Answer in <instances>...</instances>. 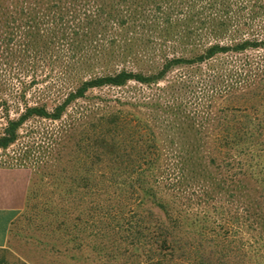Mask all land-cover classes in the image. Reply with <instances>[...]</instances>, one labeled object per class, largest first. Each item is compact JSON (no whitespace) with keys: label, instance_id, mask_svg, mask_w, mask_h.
<instances>
[{"label":"trees","instance_id":"1","mask_svg":"<svg viewBox=\"0 0 264 264\" xmlns=\"http://www.w3.org/2000/svg\"><path fill=\"white\" fill-rule=\"evenodd\" d=\"M260 48L264 0H0V150L8 154L0 169L24 173L25 180L29 174V236L46 217L52 256L85 264H264V72L240 92L249 100L245 109L224 107L212 130L213 111L200 122L181 99L191 87V65ZM176 68L184 69L181 76L161 86ZM53 75L60 83L52 90L62 100L30 104L28 92L41 91ZM131 82L168 90L170 98L161 104L143 89L134 98H117L135 106L129 113L96 101L91 108L98 118L91 123L80 111L77 101L89 92ZM142 101L160 103L161 120L142 117ZM32 120L55 123L56 145L43 162L30 146L8 153ZM163 129L175 133L169 143L182 161L177 189L166 194L152 175L168 141ZM67 155L72 162L59 164ZM187 166L202 167L191 172ZM128 170L130 183L110 188L107 181L119 182ZM45 175L43 216L33 212L36 180ZM106 215L111 226L98 223L101 238L88 232V223ZM78 220L88 221L82 236ZM243 227L250 240L237 235Z\"/></svg>","mask_w":264,"mask_h":264},{"label":"rangeland","instance_id":"2","mask_svg":"<svg viewBox=\"0 0 264 264\" xmlns=\"http://www.w3.org/2000/svg\"><path fill=\"white\" fill-rule=\"evenodd\" d=\"M123 63L129 69H137L135 63ZM124 64H119L117 66V69L123 68ZM148 67L152 68L151 65H149ZM157 67L159 69L161 68V65H155V68ZM190 67V71H192L191 87L188 90L183 91L181 99L185 101V107L188 109V111H191L192 113H196L198 115V120H201L200 122L207 121V113L213 111L212 117H209L211 118V123H209L211 124L210 130H212L216 127L217 116H223L222 111L224 107L229 106L230 104L232 106H234V104H237V106L242 105V109H245L244 107L249 104V100L245 96H241L240 92L243 93V91L246 90L248 84H253L254 81L260 77L259 75L261 74V72H264V48L250 49L245 52L231 51L223 53L216 58L206 61L205 63L194 64ZM183 72L184 69L182 68L174 69V71H171L168 74L166 78L167 80L162 81L160 83L161 86L166 84L169 80L173 79L174 77L181 76V73ZM59 83L60 80H58L56 76L53 75V78H49L46 80V83L43 84L41 91H35V89H32L28 92L26 98L30 104H42L46 102V104L53 106L55 103L61 101L63 98V95L58 93V89L56 90L54 88V91L52 90V87H57ZM44 86H46V94L43 92L45 90L43 88ZM140 89H143V92H149L148 96H153L152 101L158 99L160 100L161 104L162 98L165 102L168 98H170L168 90H158L157 87H153L152 89L149 87H140L137 84L131 82L128 84V86L125 87H103L100 89H95L89 92L87 100L79 99L77 103L83 106V108L80 109L81 112L90 114L88 121L91 123L94 119L98 118L96 110L91 108V106H93L96 101L102 102L104 104L103 107L108 104V109H111L116 106V108L120 110H125L126 113H129L130 111L136 109L135 106H132V104L130 103L118 104L116 102V99L122 98L125 100V98L127 97L134 98L133 96H136V92H138L137 94H139ZM143 92H141V94ZM228 94H230L231 97L230 101H226V97ZM237 94L238 98H236ZM100 96L101 98H99ZM152 101H148L146 103L142 101L140 103L139 110L142 117L153 119L155 120L154 122H157L158 119L161 120L164 114L162 112V107L160 103L152 105ZM19 107L20 108H13L10 113L11 117H17L20 114L24 107L23 102L20 104ZM1 115L2 111L0 110V124H4L5 118ZM54 124L55 123L50 120H32L31 122L26 124L25 127L21 130V139L16 145L11 147V149L8 151L9 155H14L15 152H18L20 148L30 146L33 149V157L37 158L39 156V160L43 162L42 156L46 158V152L51 150L56 145V143H53L54 140L51 137V132H53L52 126ZM108 130V128L104 129V131L106 132ZM100 132L101 131L98 130V133ZM169 134L175 133L173 131H167L164 129L162 130L161 138L168 141L162 146L165 150L162 154V162H158L160 164V167L158 169H155L154 174H152L153 177H155V179L157 180L155 181V183L158 187H160V189H162L165 194L177 189V187L173 184L178 179V171L182 167H179L182 163V161L178 160L179 156L177 153L179 149L176 150L177 146L169 143ZM188 148L193 154L194 150L191 151L190 146H188ZM184 153L186 154V152ZM72 156L73 155H67L65 156V158L62 156L59 164L72 162V160L70 159ZM6 159H8V154H5L0 150V162L5 161ZM95 160L98 164L99 159L96 158ZM127 165L129 166L130 164ZM201 167L202 166L194 170L189 166H187L186 168H189L188 170L191 172H199ZM41 169L42 167L40 168V171ZM57 169L62 168L60 167ZM129 172V170L126 171L124 176L119 178V182H112L109 180L107 181V184L110 185V188H114V186H120L121 184L124 185L125 183H130L131 179L128 175ZM36 182L37 183L35 190L38 191V196L36 198V203L34 204L36 206V210L33 213L46 216V175L42 180H40V178L38 177ZM194 194L197 195L198 198L199 195H201L199 190H197ZM184 196H186L189 200L190 197L187 191ZM104 201L106 203L107 200ZM191 202H193L192 199ZM23 214L25 216L24 219H26L28 216L25 212ZM35 217H37L36 219L41 218L40 216ZM84 222L88 223L87 220H83L82 222L80 220L76 221V223H78L76 226H78L81 236L82 234H84ZM48 223L49 220H47L45 217L40 223H38V229L34 230V232L37 234L35 236V247L33 250L35 263L85 264L81 262H75L73 261V259L64 255H57L56 257L52 256V254L49 252L48 247H46V240L49 238L47 237L46 231V224ZM98 223L105 224V228L109 230L111 226V217L106 215V218H104L103 220L97 219L96 222L88 223V232H92L94 235H96L97 238H101L103 236V233L100 232ZM237 235L243 236L245 239L248 238V240L251 239L249 231L244 227L239 229V234ZM229 236L231 239L234 237V235ZM235 242L236 241L230 242L231 246L234 247Z\"/></svg>","mask_w":264,"mask_h":264},{"label":"crops","instance_id":"3","mask_svg":"<svg viewBox=\"0 0 264 264\" xmlns=\"http://www.w3.org/2000/svg\"><path fill=\"white\" fill-rule=\"evenodd\" d=\"M28 183L29 174L25 180L24 173L0 169V264H36L35 237L33 232L29 236L22 215L26 208Z\"/></svg>","mask_w":264,"mask_h":264}]
</instances>
